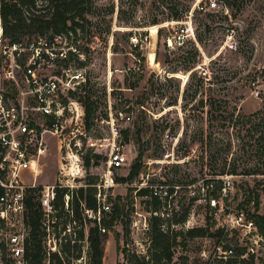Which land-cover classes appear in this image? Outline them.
I'll return each mask as SVG.
<instances>
[{
    "label": "rangeland",
    "instance_id": "rangeland-1",
    "mask_svg": "<svg viewBox=\"0 0 264 264\" xmlns=\"http://www.w3.org/2000/svg\"><path fill=\"white\" fill-rule=\"evenodd\" d=\"M168 1L119 0L116 3L115 0H95L98 9L96 14L89 15L93 25L87 26L85 32L79 31L78 35H66L63 40V46L72 45L79 49L82 58L76 56L70 62L78 65L83 62L87 79L86 85L75 96L81 106L74 113L67 110L63 121L64 143L77 145L82 165L79 186L70 201L73 216L67 214L64 220L65 226L76 221L79 227L77 236L72 237L75 242L69 239L63 245V258L67 263L90 264L88 236L90 227L95 226L94 216L87 214L86 205L81 203V216L76 217L75 201L81 186L85 190L89 186L95 187L96 197L103 183L115 132L119 133L118 144L124 143L127 136L129 138L125 143L129 163L115 171V185L106 192L105 200L111 205V210L101 217L111 214L118 203L124 209L105 232L103 264H133L124 256L125 249L129 253H149L150 219L155 209L166 227H172L169 226L171 220L188 209L204 215L209 228L218 225L209 216L207 204L211 195L205 181L210 173L208 154L206 150L203 153L202 143L195 136L198 128L203 126L209 132L208 117H187L182 109L181 93L190 72L184 70L181 56L194 59L197 75L192 82L196 85L200 79H205L207 90L204 96L208 91L216 95L225 92L231 105L241 113L261 110L264 101V0H236L243 7L236 16L227 9L225 0H173L179 3V9H188L183 21L171 19L151 24L154 17H168ZM117 4L128 12L129 17L135 9L129 20H118ZM113 5L115 12L109 13ZM230 23L238 27L240 41L250 42V52L249 49L237 51L233 47L238 31L232 34L222 26ZM108 24L112 30L109 33ZM206 25L210 26L209 30ZM162 27L160 38L158 32ZM198 27V32L204 34L203 44L194 42ZM130 32L131 36L138 37L136 45L132 43L131 36L125 35ZM37 37H26L22 42L26 44ZM179 39L185 43L181 44ZM191 41L197 45L199 54L192 50ZM173 67L181 70L174 73L171 71ZM133 83L137 86L132 88ZM88 96L94 104L89 126L85 121L84 105ZM177 97L179 100L175 101ZM172 103L176 104L170 105ZM256 122L244 121V124L224 128L218 120H213L211 131H214V141L218 143L215 148H225L231 141L229 157L237 159L240 170L259 162L255 138L252 139L247 130ZM58 145L59 138L52 136L44 172L40 176L45 183H53L59 174L62 155ZM142 149L140 161L138 155ZM87 158H90L89 166L86 165ZM140 162V173L133 180H118L129 176ZM233 177L230 193L234 209L244 208L252 212L256 208L264 212V175L238 174ZM26 179L31 180L29 176ZM141 188H149L152 192L169 188L170 193L171 189L173 192L166 199L159 198L157 205L151 194H139ZM85 192L87 194V190ZM82 231L84 236H81ZM174 231L183 230L177 227ZM188 238L187 235L177 236L170 264H187ZM67 246L69 251L65 250ZM52 263L56 264V260L53 259Z\"/></svg>",
    "mask_w": 264,
    "mask_h": 264
},
{
    "label": "built area",
    "instance_id": "built-area-1",
    "mask_svg": "<svg viewBox=\"0 0 264 264\" xmlns=\"http://www.w3.org/2000/svg\"><path fill=\"white\" fill-rule=\"evenodd\" d=\"M118 10L117 4V15ZM65 37L56 34L38 36L26 44L11 42L0 26V264H32L27 255L31 245L29 199L37 201L41 211L44 264H52L53 255L64 259L63 245L69 239L75 242L72 237L77 236L76 221L65 226L64 220L67 214L73 216L70 201L79 186L82 165L77 145L64 143L62 136L65 112L74 113L81 106L72 93L82 89L87 79L83 67L70 62L82 54L77 46H63ZM130 38L136 45L138 37ZM114 134L103 183L96 194L99 206L97 210L85 209L103 233L107 229L102 227L101 215L111 210L106 192L115 185V171L129 163L125 143L118 144L119 133ZM52 136L59 138L62 159L55 181L45 183L40 176ZM220 178L223 186L217 194L212 192L213 183L208 184L211 195L207 204L209 216L218 223L215 228L207 226L204 215L188 209L183 223L163 225V229L181 227L185 233L193 228L208 229L204 235L188 236L187 264H264V227L259 219L264 218V212L235 210L230 193L234 177L227 174ZM150 191L166 199L173 189L171 193L169 188Z\"/></svg>",
    "mask_w": 264,
    "mask_h": 264
},
{
    "label": "trees",
    "instance_id": "trees-1",
    "mask_svg": "<svg viewBox=\"0 0 264 264\" xmlns=\"http://www.w3.org/2000/svg\"><path fill=\"white\" fill-rule=\"evenodd\" d=\"M137 1V0H136ZM169 8V14L166 19H159L154 17L150 22L151 24H158L163 22L164 20H175V21H183L185 16V12L188 9H179V3H174L173 0H169L167 2ZM227 9L232 11V15L236 16L237 14L243 11V7L237 3L236 0L224 1ZM136 4H134L135 7ZM167 8V7H166ZM98 9L97 5H95V0H0V26L3 29L4 37L8 38L11 42H22L26 37L31 39L32 36H53L56 34L62 35H78L80 32H85L87 26L93 25L92 19H90L89 15L96 14V10ZM135 9H132V15ZM115 7L114 5L111 7L109 13H114ZM128 12L124 10L122 7H119L118 10V20H129L132 15L127 16ZM228 17V15H227ZM108 33L112 32L111 25H109ZM158 26V25H153ZM208 26L209 30V25ZM225 30L228 32L235 33L238 31V27L234 24L222 25ZM199 27L196 29L195 43L203 44L205 43L203 32H198ZM159 36L163 33V27L159 29ZM239 33H236V41L234 43V48L237 51H247L249 49L250 52V42L248 40L240 41ZM115 35V32L113 33ZM127 36H131L130 33H125ZM176 42V41H175ZM181 44L185 43L184 40L180 39ZM191 41L192 50L196 51L199 54V49L197 45ZM179 43V44H180ZM160 44V43H159ZM180 44V45H181ZM159 51H157V55ZM246 54V53H245ZM185 65L183 66L184 70L189 71L190 75L185 84V87L181 93L182 99V109L185 112L187 117H208V129L209 132H206V129L203 127L198 128L195 133V136L199 137V141L202 143L201 148L204 153V150L207 151L208 161L210 165V173L209 177L205 179L207 184L213 183L214 189L213 193L217 194V191L220 190L223 186V179L219 176L227 175V174H244V175H264V101L263 108L256 112L250 114H243L238 111L236 106H232L229 100L227 93L223 94H214L211 92H207V95L204 96L206 92L205 88V79H200L196 85L193 84L192 80L196 77V69L194 63V59L192 57H184ZM73 58V57H72ZM250 58V55H249ZM191 59V60H190ZM179 60V59H178ZM214 59L211 60L213 62ZM83 62L80 64L81 67ZM181 70L179 67H173L172 72L177 73ZM253 78V80H255ZM212 79H210L211 81ZM150 83L152 80L149 81ZM153 84V83H152ZM86 84H83V86ZM82 86V88H83ZM137 86V83H133L131 87ZM86 90V89H85ZM72 96H77L76 93H72ZM179 98L175 99L178 101ZM174 101V102H175ZM176 103H172L173 105ZM85 121L89 126L91 120L93 119L94 112V104L91 101L90 97L86 99L85 103ZM144 103H141L143 106ZM213 120H218L221 124V127L230 128L232 126H237L238 124H244L253 122V120H257L253 127L248 130L249 136L253 139L255 138V145H257L256 156L259 158V162L253 166L247 167L244 166L240 170V165L236 158L229 157V153L231 152L232 142L228 141L226 147L222 146L216 147L218 143L214 137V131H211L214 128ZM228 131V130H227ZM128 131H126L127 135ZM257 135V137H256ZM220 140V139H219ZM222 141V140H221ZM129 142L128 136L125 139L124 143ZM252 144V143H251ZM250 144V145H251ZM213 147L215 150H213ZM144 150H140L138 155L139 160L143 156ZM226 155L223 156L222 154ZM98 156V155H96ZM204 158V154L202 155ZM219 160L221 163H219ZM86 165H90V158L86 159ZM141 162L132 169L131 173L127 177H120L118 180L122 182L133 180L141 170ZM87 190V194H85ZM85 190V187L82 186L78 189L79 197L75 201V209H76V217H80L81 214L79 209L81 208V203H84L87 208L97 210L98 201L95 197V187L89 186L88 189ZM141 195H149L151 191L149 188H141L139 191ZM154 201L159 203V198L151 194ZM62 195L59 197V203H61ZM28 207L30 209L29 216V224H30V241L31 245L27 249V255L31 259L32 264H44V248L42 243V231L40 227V218L41 211L38 206L37 201H33L31 199L28 200ZM123 205L116 204L114 211L111 214H106V216L101 218L102 227H107L112 225L115 219L119 218L123 212ZM155 209L154 211H156ZM188 215V210H185L179 217H174L169 226L172 224H180L183 223ZM109 217V219H108ZM260 224L264 227V218L259 216ZM163 219L160 215L153 214L150 219V247L149 253L147 255L137 254V253H129L126 249L124 250V256L133 264H170L173 256L174 250L173 245L177 240V236L179 235H187L189 237H194L198 235H204L208 229L206 228H193L184 233L183 231H167L163 229ZM174 222V223H173ZM81 236H84L83 231L81 232ZM88 241L90 243V264H103L104 258V246L106 242L105 233L102 232L101 226L97 221H95V226L90 227ZM69 246L65 248V250L69 251ZM56 260V264H71L67 263L65 259L60 258L58 255H53L52 260ZM54 264V263H52Z\"/></svg>",
    "mask_w": 264,
    "mask_h": 264
}]
</instances>
